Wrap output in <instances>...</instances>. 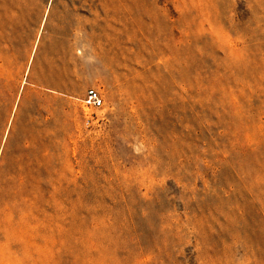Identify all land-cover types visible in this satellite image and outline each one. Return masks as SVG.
<instances>
[{
	"label": "rangeland",
	"instance_id": "1",
	"mask_svg": "<svg viewBox=\"0 0 264 264\" xmlns=\"http://www.w3.org/2000/svg\"><path fill=\"white\" fill-rule=\"evenodd\" d=\"M0 264H264V0H0Z\"/></svg>",
	"mask_w": 264,
	"mask_h": 264
},
{
	"label": "built area",
	"instance_id": "2",
	"mask_svg": "<svg viewBox=\"0 0 264 264\" xmlns=\"http://www.w3.org/2000/svg\"><path fill=\"white\" fill-rule=\"evenodd\" d=\"M83 102L86 108L98 109L102 106L100 94L94 89H89L86 91Z\"/></svg>",
	"mask_w": 264,
	"mask_h": 264
}]
</instances>
